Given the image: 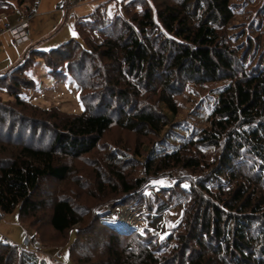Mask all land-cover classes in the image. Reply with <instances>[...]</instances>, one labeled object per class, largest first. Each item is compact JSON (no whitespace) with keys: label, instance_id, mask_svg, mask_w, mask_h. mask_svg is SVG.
<instances>
[{"label":"trees","instance_id":"16d2710c","mask_svg":"<svg viewBox=\"0 0 264 264\" xmlns=\"http://www.w3.org/2000/svg\"><path fill=\"white\" fill-rule=\"evenodd\" d=\"M122 2L114 15L105 1L79 17L78 38L50 50L32 46L16 64L0 71L1 211L17 209L19 219L34 228L39 247L42 237L36 221L48 205L39 195L46 179H68L75 171L68 159L95 150L113 124L142 134L155 131L148 120L123 115L161 117L156 105L144 100L148 94L155 96L159 87L175 106L185 83L213 82L212 94L194 122L178 124L165 139L154 142L142 175L125 171L128 155L113 147L106 162L98 164L96 188L117 194L120 188L123 193L140 189L148 176L175 178L178 186L188 188V201L194 205L186 211L184 230L177 233L180 241L175 244H181V250L174 259L167 254L168 264H264V61L247 60L246 53L242 56L228 41L224 29L235 15L234 1L162 0L160 7L154 0ZM38 4L0 0V17L16 10L24 16ZM96 29L102 38L91 35ZM253 47L254 53L258 47ZM38 55L53 61L50 72L60 77L67 71L53 56L64 59L66 68L78 71L81 89L95 88L93 99L98 100L86 102L90 92H81V112L49 108L46 118L53 136L42 143L34 139L43 125L36 115L39 106L22 95L24 87L32 86L33 79L25 73ZM2 92L13 96L19 108L3 99ZM49 204L54 230L70 233L71 254L84 228L83 215L68 197H56ZM105 226L111 233L104 254L97 259L79 257L82 264H158L152 240L147 243L137 235L133 245L122 238L125 230ZM37 251L0 238V264H49Z\"/></svg>","mask_w":264,"mask_h":264},{"label":"rangeland","instance_id":"374dc122","mask_svg":"<svg viewBox=\"0 0 264 264\" xmlns=\"http://www.w3.org/2000/svg\"><path fill=\"white\" fill-rule=\"evenodd\" d=\"M105 1L110 15H114L118 11L121 3L123 5V0H39L35 16L30 20V38L27 42L14 43L12 34L7 29L0 33L4 37V39L0 38V71L16 64L18 59L14 56L16 53H21V49L24 47V51L30 45L50 50L72 38H78L77 19L90 14ZM154 1L160 7L162 0ZM233 1L235 15L231 23L224 29L228 41L242 56L246 53L247 60L264 61V0ZM155 3L154 7H156ZM20 16H23V12L16 10L7 15L2 14L0 20L13 25ZM91 35L103 37L98 29L92 31ZM253 46L258 47L254 53L255 47ZM80 53L81 51L78 49L77 55L80 56ZM53 57L54 59L60 58V61L64 63L63 66L67 71L65 75H62L63 77L52 75L50 71L53 68L50 67H53V61L50 62L47 58L38 55L36 62L25 73L27 79L34 80H32V86L22 89L23 98L40 107L37 106V111L40 109V112H37L36 115L41 117L43 125L40 124L34 138L36 141H41L40 143L49 141L53 136L49 129V125L52 123L46 118L49 108L55 107L61 113L81 112L85 108L81 92H90L86 102L98 103V100L93 99L95 88L92 89L87 85L81 89L76 74L78 71L76 69L70 71L66 68L67 63L64 59L57 55ZM14 58H16L15 61ZM75 62L76 60L72 59L74 65ZM212 87H214L213 82L201 84L189 81L185 83L182 92L176 95L175 106L166 98V90L159 87L155 96L148 94L150 98L146 97L144 100L149 106L156 105L155 107L161 111V117L154 118L147 114L137 115L131 112L123 115V118L133 115L148 120L155 131L150 130L147 134H142L113 124L95 150L82 157L68 159L75 169L68 179L65 181L46 179L42 183L39 195L46 199L48 205L40 210L36 221V226L39 227L42 237L41 244L37 247L38 256L46 258L49 264H62V262L82 264L80 259H97L104 254L105 239L111 233V230L105 226L106 224L116 227L119 231L125 230L124 232L127 233L123 234L122 238H125L127 243L136 245L137 235H140L147 243L152 240L150 244L157 250L155 254L159 256L158 264H168L169 260L165 261V257L169 254H171V259H174L176 253L181 250V244L177 246L175 244L180 241L177 235L178 230L181 228L184 230L182 225L186 211L194 205L193 202H189L188 188L178 186L179 182L175 178L161 175L158 177L148 176L143 186L138 190L123 193L120 188L117 194H104L98 192L96 188L98 182L96 173L100 171L99 162H106L104 159L112 152V148L117 147L119 150L122 149L123 154L128 155L126 156L129 159L125 164V171L137 176L142 175L144 163L154 142L165 139L169 133L176 129L178 124L184 121L194 122V117L202 111V103L212 94ZM2 95L3 99H10L11 103L19 108L12 100L13 96L8 95L7 92H2ZM106 102L107 99L103 104ZM113 103H116V100ZM109 111L115 116L119 115L118 111L113 109ZM184 186H188V182H185ZM59 196L72 199L84 219L81 223L84 228L78 232V239L72 247L71 254V240H68L70 233H59L50 223L52 209L49 203ZM162 202L165 203L166 208L160 207ZM3 214V218L0 219V236L2 233L6 234L9 241L19 246L26 235L32 236L34 228L19 219L17 209L11 213L3 212ZM31 220L34 218H30ZM73 236H75V232L71 238Z\"/></svg>","mask_w":264,"mask_h":264},{"label":"built area","instance_id":"2783aa9c","mask_svg":"<svg viewBox=\"0 0 264 264\" xmlns=\"http://www.w3.org/2000/svg\"><path fill=\"white\" fill-rule=\"evenodd\" d=\"M36 13L35 9H32L24 14V16L15 24H5L3 28L0 29V32L3 30H9L12 34V40L16 44H22L29 40V24L30 20L34 18ZM3 212L0 211V219L3 218ZM0 238L3 241H9V238L6 235H1ZM38 245V239L36 237L26 235L21 243L23 248L36 249Z\"/></svg>","mask_w":264,"mask_h":264},{"label":"crops","instance_id":"0c3cea01","mask_svg":"<svg viewBox=\"0 0 264 264\" xmlns=\"http://www.w3.org/2000/svg\"><path fill=\"white\" fill-rule=\"evenodd\" d=\"M21 18H22V16H20V17L17 19V21L14 22L13 24L17 23ZM5 24H9V23H8V22H3V21L0 20V29L3 28ZM3 31H4V30H3ZM3 31H2V32H3ZM0 33H1V32H0ZM0 38H1V39H4V37H3L2 34L0 35ZM1 39H0V40H1ZM2 41H3V40H2ZM12 41H13V40H12ZM32 46H35V45H30V47H32ZM30 47L26 48L25 51H24V49H25V47H24V49H21V53H16L14 57H16V58L19 60V59L25 54V52H26ZM22 51H24L23 54H22ZM16 58H14V61H15ZM12 59H13V58H12ZM10 61H11V59H10ZM8 65H9V64H8ZM6 67H8V66H6ZM5 69H6V68H5ZM1 235H6V234H3V233H2ZM7 237H8V236H7Z\"/></svg>","mask_w":264,"mask_h":264}]
</instances>
